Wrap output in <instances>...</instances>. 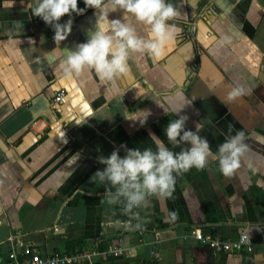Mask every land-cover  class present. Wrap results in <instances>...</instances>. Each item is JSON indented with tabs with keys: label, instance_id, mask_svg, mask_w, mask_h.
<instances>
[{
	"label": "crops",
	"instance_id": "crops-1",
	"mask_svg": "<svg viewBox=\"0 0 264 264\" xmlns=\"http://www.w3.org/2000/svg\"><path fill=\"white\" fill-rule=\"evenodd\" d=\"M168 2L179 33L163 58L134 54L128 75L108 82L94 71L63 76L62 50L87 42L96 10L62 17L73 27L57 47L54 30L32 15L33 0H0V264L24 245L81 253L71 264H264V0ZM128 22L146 37L145 26ZM235 87L244 95L226 103ZM59 88L65 95L53 107ZM174 109L213 153L238 131L248 151L231 177L214 160L177 176L170 196H149L130 221L123 204L107 203L106 185L91 181L105 167L97 158L116 148L123 157L121 145L155 151L153 134L180 151L165 135ZM190 226L227 236L247 228L254 248L210 251ZM117 235L116 256L104 239ZM71 239H81L78 250L66 249Z\"/></svg>",
	"mask_w": 264,
	"mask_h": 264
},
{
	"label": "clouds",
	"instance_id": "clouds-1",
	"mask_svg": "<svg viewBox=\"0 0 264 264\" xmlns=\"http://www.w3.org/2000/svg\"><path fill=\"white\" fill-rule=\"evenodd\" d=\"M78 3L79 0H33L31 7L32 15L54 30L53 40L57 47L68 38L73 27V19L62 24V17L83 15L86 9L99 13L94 29L89 30L87 42L78 44L74 51L62 50L65 78H79L85 71H94L101 80L114 82L128 75L129 60L134 54L146 53L154 59H162L166 47L179 33L177 26L169 23L179 13L168 0H84L85 8H80ZM117 11L123 12V20L110 19V14ZM129 17L145 26L146 37L138 34L136 27L128 22ZM224 40L227 42L228 38ZM243 95L244 89L235 87L225 102ZM174 111L177 118L167 123L165 135L168 143L180 151L170 150L153 134L155 151L151 147L141 150L121 145L126 153L123 157L119 154L120 148H116L109 157L97 158L105 167L90 179L106 185L108 204H123L125 212H129L145 204L149 196H170L177 176L194 167L204 169L210 160L218 161L225 177L233 176L240 169L248 151L243 131L229 135L213 153L208 139L199 134V127L195 131L188 129L189 117L181 110Z\"/></svg>",
	"mask_w": 264,
	"mask_h": 264
},
{
	"label": "built area",
	"instance_id": "built-area-1",
	"mask_svg": "<svg viewBox=\"0 0 264 264\" xmlns=\"http://www.w3.org/2000/svg\"><path fill=\"white\" fill-rule=\"evenodd\" d=\"M65 91L59 88L51 98V105L56 106L64 98ZM196 240L213 252L238 254L250 252L254 248V239L247 228L240 229L235 236H227L218 230H211L199 226H190L186 230ZM108 253L120 254L118 244H109ZM81 253H68L62 250L41 251L31 245L13 247L7 253V264H71L81 261Z\"/></svg>",
	"mask_w": 264,
	"mask_h": 264
},
{
	"label": "trees",
	"instance_id": "trees-1",
	"mask_svg": "<svg viewBox=\"0 0 264 264\" xmlns=\"http://www.w3.org/2000/svg\"><path fill=\"white\" fill-rule=\"evenodd\" d=\"M206 228L213 230L212 227H206ZM117 239H118V235L117 236H114V237H111V238L104 239V240H107V241L109 240L110 241L109 242L110 244H114V243L117 244V242H116ZM80 244H81V239H71V240L65 241V244L64 245L66 246V249L68 251H74V250H76L77 248L80 247Z\"/></svg>",
	"mask_w": 264,
	"mask_h": 264
},
{
	"label": "water",
	"instance_id": "water-1",
	"mask_svg": "<svg viewBox=\"0 0 264 264\" xmlns=\"http://www.w3.org/2000/svg\"><path fill=\"white\" fill-rule=\"evenodd\" d=\"M133 215H134V213H133V209L130 211V221H132V219H133Z\"/></svg>",
	"mask_w": 264,
	"mask_h": 264
}]
</instances>
